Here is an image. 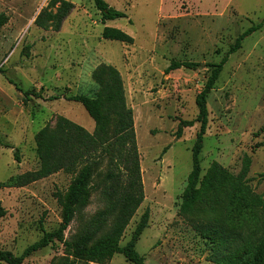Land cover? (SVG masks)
Returning a JSON list of instances; mask_svg holds the SVG:
<instances>
[{"label": "rangeland", "instance_id": "1", "mask_svg": "<svg viewBox=\"0 0 264 264\" xmlns=\"http://www.w3.org/2000/svg\"><path fill=\"white\" fill-rule=\"evenodd\" d=\"M74 8L59 31L41 29L34 19L50 0H0L7 22L0 28V182L38 169L35 136L52 128L63 116L92 132L94 122L84 108L61 95L95 97L93 70L101 64L121 74L127 105L133 111L144 199L126 227L124 245L145 210L147 227L136 243L147 264H214L212 247L198 228L216 223L238 233L253 229L254 216L230 220L225 210L180 212L191 170L196 122L179 138L180 120H195V97L210 72L206 64L222 59L236 37L253 24L262 27L244 39L228 57L207 96L208 123L200 153V178L215 161L231 174L251 160L246 183L264 200V0H104L126 17L101 22L93 0H66ZM54 11V8H53ZM104 27L118 28L134 42L126 45L101 38ZM171 60L192 61L194 70L165 74ZM7 78L42 98H24ZM50 95L60 98L45 100ZM163 153V149L166 148ZM105 162L95 171L87 193L74 209L56 242L26 258L22 264H85L75 260L65 244L74 241L88 221L105 206L100 194ZM73 176L59 171L20 188H0V250L19 255L61 221L56 193L64 195ZM110 219L100 238L113 224ZM219 223V222H218ZM0 264H4L0 262ZM96 264V263H89ZM103 264H131L115 254Z\"/></svg>", "mask_w": 264, "mask_h": 264}, {"label": "trees", "instance_id": "2", "mask_svg": "<svg viewBox=\"0 0 264 264\" xmlns=\"http://www.w3.org/2000/svg\"><path fill=\"white\" fill-rule=\"evenodd\" d=\"M93 1L100 12L102 23L126 17L124 12L110 7L104 0ZM73 8L74 5L69 1L50 0L48 6L34 19V25L44 30L50 28L59 31ZM6 22L7 16L0 14V28ZM261 27L262 22L248 27L236 37L220 61L206 64L210 67V72L203 88L195 97L197 116L195 120H180L176 130V137L179 138L183 128L199 123L191 148L192 165L182 194L180 212L186 214L199 208L215 213L221 209L226 211L230 220L243 217L244 212L254 216L253 229L245 233L229 229L218 219L214 220L216 223L212 225L198 228L212 247L210 259L214 264H264V200L255 195L246 183L250 158L243 157L242 170L237 175L231 174L218 162L213 161L200 178V153L208 123L207 96L214 88L228 57L242 47L245 38ZM101 38L126 45L134 42L130 35L114 27H104ZM199 65L192 61L171 60L165 74L180 68L194 70ZM0 72L5 73L1 68ZM92 78L99 87L95 97L84 94L60 97L84 108L94 122L93 131L89 132L63 116L58 117L52 128L44 126L35 136L38 169L11 176L0 182V188H20L59 171L73 176L67 192L64 195L55 194L61 206V221L58 227L51 231L43 230L42 236L19 255L0 250V262L4 264H22L35 252L56 242H64V232L72 221L74 209L87 193L95 171L103 162L106 164V172L100 196L105 206L88 221L72 243L65 245L75 260H83L85 264H103L115 254L122 255L131 264H147L137 252L136 243L147 227L148 210L140 216L130 239L124 245L120 244L126 227L144 199L133 111L126 103L123 80L115 67L101 64L93 70ZM7 80L28 100L31 96L43 97L40 92L24 90L12 79ZM60 97L50 95L45 100L53 101ZM166 149L167 147L163 149V153ZM4 214L5 210L0 205V217ZM110 219L114 220L112 226L96 240ZM65 264H74V261H66Z\"/></svg>", "mask_w": 264, "mask_h": 264}]
</instances>
